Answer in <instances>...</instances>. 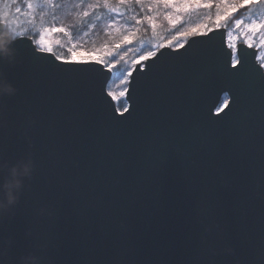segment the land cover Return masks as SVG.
I'll list each match as a JSON object with an SVG mask.
<instances>
[{"label":"water","instance_id":"water-1","mask_svg":"<svg viewBox=\"0 0 264 264\" xmlns=\"http://www.w3.org/2000/svg\"><path fill=\"white\" fill-rule=\"evenodd\" d=\"M211 29L132 66L121 110L111 71L17 35L0 57L14 88L0 94V177L33 167L0 208V264H264V69L242 41L232 69Z\"/></svg>","mask_w":264,"mask_h":264},{"label":"rangeland","instance_id":"rangeland-1","mask_svg":"<svg viewBox=\"0 0 264 264\" xmlns=\"http://www.w3.org/2000/svg\"><path fill=\"white\" fill-rule=\"evenodd\" d=\"M1 2L0 17L2 19L0 18V20L5 22L6 18H8L7 22L15 27L17 34L20 35L22 31H20L19 27L26 21L30 12L34 11L36 6L35 2L31 0V8L28 7L29 0H2ZM93 2L94 0H91L80 8L76 7V12L80 13L87 10L88 13H91V16H89L91 20L88 23L89 27L93 26L92 24L94 22H97L94 23L97 27H101L105 33L113 35L110 39L96 38L91 40L84 33L72 35L64 28L65 18L53 19L50 17L44 20L34 42L37 47L43 49L39 44L41 35L43 34L45 40L50 43L52 51L57 50L61 54H64V56L59 54V57L66 59L75 57V60H87L86 58L90 56L104 55L102 51L98 50L108 49L109 54L105 55V59L108 63H113L114 67L111 70L106 88L114 99L117 108L120 100L123 102L122 106L126 104L124 95H121V93L125 91L127 83L125 76L130 72L133 61L142 55L154 52L161 44L172 47L177 46V44H182L186 37H182L180 34L184 32H189V35L194 34L196 32L192 30L197 26L206 25L207 28L216 27L215 21L217 14L221 16V26L225 28V41L227 46L233 51L234 49L230 45H236L237 42L242 41L255 47L257 51L256 60L261 66L264 65V44L260 43L261 40H264V30L250 33L246 28L247 25H251L253 22L257 24L264 23V0H255L254 3H244V0H210V2L208 0H202L200 5L190 4L187 7L183 5L182 0H175L174 7H165L159 0H143L141 4H136L134 0L126 4H119L118 0H109L108 7L97 6L95 8H88L87 5ZM225 2L229 9L227 15L224 12ZM242 6L248 7H244L238 17L232 18L231 15L238 12V8ZM17 8L20 9L19 13L16 12ZM77 16H73L72 18H76ZM169 16L178 17L179 19L175 23H169ZM147 17L153 18V22L156 25L155 30H153L152 25L146 19ZM137 21H140V23H137ZM237 21L240 23L237 24ZM81 22L84 25L85 19ZM142 22L149 25L148 31L154 35L162 36L166 40L161 41L159 39L160 41L154 43V37L151 38V40L146 42V44H150L146 47V51L133 55L131 58L129 57L131 52L130 48L117 54L113 44L120 42L121 37L127 35L128 32L136 34L137 27ZM164 24H167V26ZM61 27L65 29L64 32L52 31V29H59ZM250 35L251 40L248 41ZM134 37L135 35L130 37V41ZM111 40L112 42H108ZM140 45L145 44L141 42ZM136 49H133V54ZM222 101L223 104L225 102L223 95Z\"/></svg>","mask_w":264,"mask_h":264},{"label":"trees","instance_id":"trees-1","mask_svg":"<svg viewBox=\"0 0 264 264\" xmlns=\"http://www.w3.org/2000/svg\"><path fill=\"white\" fill-rule=\"evenodd\" d=\"M1 1L2 0H0V13H1V6H2ZM33 1L36 4L34 11L30 12L29 16L26 18V21L19 28H20V31H22L23 35H28L32 37L34 41L37 38V34L40 30V27L44 23V20H46V18L49 19L50 17L53 19L65 18L66 22L63 24L64 28L72 35H76L78 33L80 34L84 33V35H86L91 40L96 39V38L110 39L113 36L111 34L105 33L101 27H97L94 24L97 22H94L92 24L93 26L89 27L88 23L91 22L89 18V16H91V13H88V15L85 17L77 16L76 18H72L73 16L77 15L76 7L80 8L86 2H89L91 0H83V2H81V0H51V3H47V4L42 3V0H33ZM244 7H248V6H242L238 8V12H235L231 15L232 18L238 17L241 13V10ZM91 11H94V10H91ZM83 19H85L84 25H83V22H81ZM7 21H8V18H6L5 22ZM164 25L167 26V24H164ZM148 28H149V25L142 22L137 27V31H136L137 35L135 34V37L132 39V41H130V43L126 45H120V47H115V45L120 44V42L114 43L113 45H114L116 53L118 54L119 52L126 50L127 48H130L131 52H130L129 57L131 58L133 55L144 53L146 51V47L150 45L149 43L146 44V42L148 40H151V38L154 37L153 38L155 39L154 43L160 40L161 41L166 40L162 36L154 35L150 31H148ZM164 31L166 32V30ZM112 40L108 42H112ZM141 42L145 45H140ZM137 47L138 49H136ZM133 49H136L134 54H133ZM53 52L58 56L59 54L64 56V54H61V52H58L57 50ZM132 65L133 63L131 64V66ZM122 105H123V102L122 100H120L117 106L118 108L122 109L123 108Z\"/></svg>","mask_w":264,"mask_h":264},{"label":"snow or ice","instance_id":"snow-or-ice-1","mask_svg":"<svg viewBox=\"0 0 264 264\" xmlns=\"http://www.w3.org/2000/svg\"><path fill=\"white\" fill-rule=\"evenodd\" d=\"M43 2L51 3V0H43ZM81 2H83V0H81ZM131 2H133V0H118L119 4H126V3H131ZM134 2L136 4H141L143 2V0H134ZM159 2L162 3L165 7H169V6L174 7L175 6V0H159ZM201 2H202V0H182V3H183V5L185 7H187L190 4L200 5ZM208 2H210V0H208ZM254 2H255V0H244V3H254ZM97 6L108 7L109 6V0H94L93 3H90V4L87 5L88 8H95ZM205 6H207V5H205ZM217 6L219 7V5H217ZM28 7L29 8L32 7L31 0H29ZM113 10L115 11V9H113ZM228 10H229L228 9V5L225 2V6H224L225 15L228 14ZM16 12L19 13L20 9L17 8ZM77 15L81 16V17L87 16L88 15V11L86 10V11L77 13ZM146 19L152 25L153 30H155L156 25L153 22V18L152 17H147ZM178 19H179L178 17H173V16H169L168 17L169 23H175ZM137 23H140V21H137ZM239 23L240 22L237 21V24H239ZM215 24H216L217 28H219L221 26V16L219 14H217ZM246 28H247V30L250 33H255L258 30H264V23L257 24L256 22H253L251 25H247ZM201 30H204V31H201ZM52 31L64 32L65 29L63 27H61L59 29H52ZM192 31L196 32V33H200V34L206 35L207 32H211L212 29L211 28H207L206 25H200V26H197ZM20 34H22V32ZM134 35H135V33L128 32L127 35L121 37L120 44L115 45V47H120V45H126V44L130 43V37H133ZM180 35L182 37H187L189 35V32H184V33H181ZM250 40H251V35L248 37V41H250ZM248 41H246V42H248ZM260 43L264 44V40H261ZM39 44L47 52H51L52 51V47H51L50 43L45 40L43 34L41 35V39L39 41ZM169 44H171V42H169ZM230 46L233 49H236V45H230ZM160 47L162 48V47H164V45L161 44ZM177 47H180V45L177 44ZM98 51H102L104 53V55L90 56V57H87L86 59L87 60H91V61H95L97 64L102 65L103 66L102 67V71H105V70L111 71L112 68L114 67V64L113 63H108L106 61V59H105V55L109 54V50L108 49H102V50H98ZM153 55H155L154 52H149L147 55L140 56L137 60L133 61V66H135L137 64H140L141 61L147 60L148 56H153ZM236 56H238V50L236 51ZM236 56H234L232 61H231V68L232 69H236L238 67V65L240 64V61H239V59L236 58ZM57 59L60 60L62 58L61 57H57ZM72 59L75 60L76 58L73 57ZM83 66H88V65H83ZM261 67L264 68V65H262ZM129 76H131V73H128L125 76V80H127ZM122 83H123V81H122ZM121 95H124V93H121ZM226 106L227 105H225V107ZM221 113H222V109L218 107L216 109V114H221Z\"/></svg>","mask_w":264,"mask_h":264},{"label":"clouds","instance_id":"clouds-1","mask_svg":"<svg viewBox=\"0 0 264 264\" xmlns=\"http://www.w3.org/2000/svg\"><path fill=\"white\" fill-rule=\"evenodd\" d=\"M42 3L47 4L46 2ZM15 27L7 22H0V57L13 55L11 45L17 39ZM14 92L12 85L0 80V94ZM32 161L30 157L18 160L7 169V173L0 177V208L14 205L19 197L24 181L31 175ZM18 264H41V257L34 252H26L18 259Z\"/></svg>","mask_w":264,"mask_h":264},{"label":"bare ground","instance_id":"bare-ground-1","mask_svg":"<svg viewBox=\"0 0 264 264\" xmlns=\"http://www.w3.org/2000/svg\"><path fill=\"white\" fill-rule=\"evenodd\" d=\"M34 41V40H33Z\"/></svg>","mask_w":264,"mask_h":264}]
</instances>
